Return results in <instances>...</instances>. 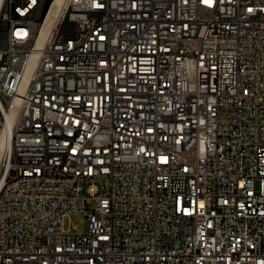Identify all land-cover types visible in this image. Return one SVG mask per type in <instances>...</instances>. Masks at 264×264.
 Masks as SVG:
<instances>
[{
  "label": "built area",
  "instance_id": "1",
  "mask_svg": "<svg viewBox=\"0 0 264 264\" xmlns=\"http://www.w3.org/2000/svg\"><path fill=\"white\" fill-rule=\"evenodd\" d=\"M49 2L0 0V264H264V0Z\"/></svg>",
  "mask_w": 264,
  "mask_h": 264
},
{
  "label": "bare ground",
  "instance_id": "2",
  "mask_svg": "<svg viewBox=\"0 0 264 264\" xmlns=\"http://www.w3.org/2000/svg\"><path fill=\"white\" fill-rule=\"evenodd\" d=\"M65 0H53L51 3L45 23L43 27L40 30L39 33V42H41L51 24L53 19L55 18V15L58 13V10L60 7H62ZM3 12H11V5H3ZM21 31V34H28L27 35V42L28 44H35V51H37V54H46V47H42V44H36L37 42V36H38V27H31L30 31H28V27H25V20H16L8 23L7 26V34L4 35V42H11V46L14 47V49H27V42L20 41L19 37H11V35H18V33ZM13 119V113L6 114V124L5 126H9L10 122ZM2 137V128L0 125V149L3 146V139Z\"/></svg>",
  "mask_w": 264,
  "mask_h": 264
},
{
  "label": "rangeland",
  "instance_id": "3",
  "mask_svg": "<svg viewBox=\"0 0 264 264\" xmlns=\"http://www.w3.org/2000/svg\"><path fill=\"white\" fill-rule=\"evenodd\" d=\"M65 231L81 234L85 228V217L82 214L68 215L63 218Z\"/></svg>",
  "mask_w": 264,
  "mask_h": 264
}]
</instances>
